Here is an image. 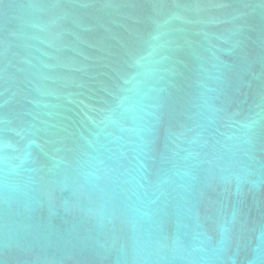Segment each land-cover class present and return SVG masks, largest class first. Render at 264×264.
Masks as SVG:
<instances>
[{
    "label": "water",
    "instance_id": "1",
    "mask_svg": "<svg viewBox=\"0 0 264 264\" xmlns=\"http://www.w3.org/2000/svg\"><path fill=\"white\" fill-rule=\"evenodd\" d=\"M0 264H264V0H0Z\"/></svg>",
    "mask_w": 264,
    "mask_h": 264
}]
</instances>
